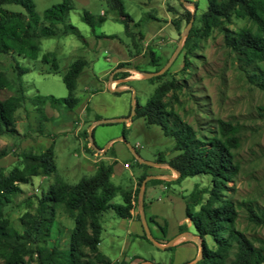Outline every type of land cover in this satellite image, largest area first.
<instances>
[{"label":"rangeland","instance_id":"374dc122","mask_svg":"<svg viewBox=\"0 0 264 264\" xmlns=\"http://www.w3.org/2000/svg\"><path fill=\"white\" fill-rule=\"evenodd\" d=\"M61 1L33 0L40 24L43 23L44 11ZM72 1L73 9L65 13V23L72 25L75 32L41 37L35 59L0 53V72L6 79L15 78V64L28 68L21 76L25 99L15 111V132L10 136H0V170L7 173L14 166L21 165L22 153H38L50 144L55 164L53 175L34 176L30 182L20 184L19 192L12 194L11 203L5 210L13 226L19 227V216L33 209V196L45 192L55 175L65 183H77L83 176L93 174L98 161L95 160L102 155L108 158L100 160L112 163L110 181L113 184L122 189L136 187L135 209H138L136 199L142 183L139 177L158 173L172 175L165 164L139 165V159L153 163L159 159L167 161L177 151L173 148L172 138L165 136L159 125L147 124L143 118L133 116L132 106L144 105L158 83L174 79L178 89L173 109L193 127L197 136L208 139L217 134L218 119L236 128L238 146L233 153L239 170L227 184L225 194L237 209L235 229L258 246L257 240L264 238V227L248 221L246 215L248 206L257 211L264 208V119L259 109L264 106V89L255 79L258 73L264 75V66L244 65L224 46L222 36L216 30L199 39L197 47L185 55L182 46L186 35L181 38V34L187 23L180 18L184 11L191 13L194 10L190 29L205 9L206 0H120L124 12L132 18V36L127 35L123 24L115 19L118 10L111 6V0ZM183 1L193 5L183 4ZM3 8L24 12L18 4H5ZM84 11L94 20L101 15L104 20L95 22L92 29L81 19ZM176 19L180 20L178 27L173 23ZM247 25L246 20L232 18L227 27L237 30ZM58 27L63 28L62 25ZM47 52L53 54L56 70H52L51 62L42 61ZM51 58L49 55L48 59ZM78 58L84 59L86 65L76 78L74 93L77 103L70 109L49 100L42 106L36 104L37 97L67 96L62 77ZM184 58L186 67H183ZM160 71L159 75L166 74L157 80L140 73ZM122 72L128 75L124 76ZM110 76L112 82H109ZM15 93L14 87H7L0 90V98ZM102 119L115 120L95 124L90 130V142L88 126ZM110 140L105 153L97 150L104 148ZM147 181H144L143 190L146 212H149L147 207L151 204L156 209L159 223L165 224L164 232L149 225L157 239L162 233L166 236L176 233L178 222L185 219L184 196L195 183L205 186L207 177L196 174L179 181H164L163 188ZM111 203L121 204V195L116 194ZM99 221L98 250L113 264L121 258L170 264L171 261L191 257L184 247L160 249L154 246L140 236L143 233L137 223L136 227L132 223L128 225L112 209L103 211ZM73 226V218L64 212L62 204H57L48 245L58 244L67 249ZM185 227L195 234L190 222L187 221ZM205 242L209 247L213 244L210 236L205 237Z\"/></svg>","mask_w":264,"mask_h":264},{"label":"trees","instance_id":"16d2710c","mask_svg":"<svg viewBox=\"0 0 264 264\" xmlns=\"http://www.w3.org/2000/svg\"><path fill=\"white\" fill-rule=\"evenodd\" d=\"M5 4H18L24 12L4 9ZM111 6L118 10L115 19L123 24L126 34L132 36V18L124 12L121 1L111 0ZM70 9H73V1L62 0L44 11L43 23L40 24L33 0H0V53L35 59L41 37L75 32L72 25L65 23V13ZM190 16L191 13L186 10L180 19L187 23ZM232 18L246 20L248 25L231 30L227 24ZM81 19L93 29L95 22L100 23L104 17L101 15L94 20L84 11ZM179 22V19L173 20L176 27ZM195 22L184 39L182 47L185 55L197 47L199 39L208 37L216 30L221 34L224 46L235 53L244 65L264 66V0H206V7ZM59 25L63 28L60 29ZM49 55L52 56L50 60ZM42 61L51 62L52 70H56L51 52L45 53ZM84 65V59H75L63 75L66 97H37L36 104L42 106L49 100L72 108L77 103L74 93L76 78ZM27 71L28 68L15 64V78L10 80L0 72V90L7 87L16 90L14 95L0 98V136H10L15 132V111L25 99L21 76ZM165 74L152 78L157 80ZM122 75L128 74L122 72ZM255 79L264 89V75L258 73ZM176 89L178 85L174 79L161 81L144 105L134 106L133 116L143 118L147 124L159 125L163 134L172 138L177 154L167 161L159 159L157 162L167 164L178 172L175 181L196 174L207 177L205 186L195 183L193 189L184 196L185 218L192 224L201 245V256L194 264H264V238H259L256 246L253 240L235 229L237 209L225 194L227 184L239 170L233 153V149L238 146L236 128L218 119L217 134L208 139L197 136L193 127L173 109L172 103L177 101ZM259 109L264 119V106ZM20 156V166H14L7 173L0 170V264H111L98 250L101 232L99 215L112 209L121 218L129 217L132 199H135L130 189H122L110 181L112 163L97 161L93 174L83 176L74 184L65 183L55 175L53 183L45 192L33 196L35 205L32 210H26L19 216L17 228L5 210L11 203L12 194L19 192L20 184L30 182L34 176L55 173L52 144L38 153L25 152ZM144 177L143 174L139 178L141 180ZM159 181L150 179L147 182L157 184ZM118 193L122 203H111ZM57 204H62L64 212L74 220L67 249L58 244L48 245ZM246 217L253 224L264 227V208L257 211L248 206ZM136 218L139 220L138 213ZM160 229L164 232V226H160ZM185 230L184 224L178 226L179 232ZM206 236L212 239L211 247L205 242ZM142 237L148 240L144 233Z\"/></svg>","mask_w":264,"mask_h":264},{"label":"crops","instance_id":"0c3cea01","mask_svg":"<svg viewBox=\"0 0 264 264\" xmlns=\"http://www.w3.org/2000/svg\"><path fill=\"white\" fill-rule=\"evenodd\" d=\"M123 86L126 87V85H123ZM88 128H89V126H88ZM111 141L112 140H110V141L107 142V144H106L107 147H109V145L111 144ZM101 149H103V148H101ZM101 149H98V151H101ZM105 150H107V149H105ZM101 158L107 159L108 157L107 156L104 157L102 155ZM101 158H97L95 161H97V160L99 161ZM161 165H163V164H161ZM170 171L172 172V175L170 173H164V174L163 173H158L157 175L146 176V178L144 177L142 179V182H143L144 179H146V180L158 179L160 181H159V183H157V185L160 186L161 188H163L164 187V181H172V180H174L176 178V176H174V175H176V173L173 170H171V169H170ZM144 185L145 184L143 183V190H144ZM135 189H136V187L133 186V188L131 190L132 197L134 196ZM138 201H139V196L136 199L137 204H138ZM132 204H133V207L130 210V216L129 217H126L124 219L127 221V224L128 225H132L133 224L136 227V225L138 224L140 226V229H142L141 230L142 233L145 234L140 219L138 220L136 218V215L139 212L138 211L139 208L138 209H135V199H132ZM143 204H144L143 205L144 214H145V218H146V222H147L148 228H149V225L150 224H152L154 227H157L158 229H160V226H164L165 227V224L164 223H163V225H161L159 223V218H158V214L156 213V209H153V207H151V204H149V206L147 207L148 210H149V212H146V205H145L144 202H143ZM138 215H139V213H138ZM150 218H152V219L150 220ZM186 222H187L186 218L184 220L182 219V220H180L178 222V226L180 224H184L185 225ZM178 226H177V229H176V233H174L173 235H170L169 234V235L166 236L165 234L162 233V236L161 237L158 236L157 239L153 235L152 236L160 244H162L163 242H167L169 239H171L172 237L177 236L180 233H184V234H186L188 236H195V234L190 233L189 231H187V229L185 231H183V232H179L178 231ZM150 233H151V231H150ZM142 235L143 234H141L140 236H142ZM172 246H173L172 248H175V247H184V248H187L188 251H189V256H191V257L190 258L189 257H185V258H182L180 260L173 261V262L171 261L170 264H186V263L190 262L196 256L197 250H198L197 243L194 240L186 239V238H183V237H179L178 239H176L174 241V243H173ZM142 261H145V260H143L141 258H136L134 260H132V259L131 260H125V258H121V259L117 260L114 264H121V263H123V264H139ZM111 264H113V263L111 262Z\"/></svg>","mask_w":264,"mask_h":264},{"label":"water","instance_id":"95a60500","mask_svg":"<svg viewBox=\"0 0 264 264\" xmlns=\"http://www.w3.org/2000/svg\"><path fill=\"white\" fill-rule=\"evenodd\" d=\"M183 4H191L193 5L191 2H187V1H183ZM193 17H194V10L191 12V16L181 34V38L184 37L186 34H187V31L189 29V26L191 25V22L193 20ZM179 49V45L177 46L176 50H175V54L177 53ZM174 54V55H175ZM168 66V64L163 67L162 70H164L166 67ZM139 72V71H138ZM162 71L160 72H140L142 75H144L145 77L149 78V77H153V76H156V75H159ZM109 82H112V78L111 76L109 77ZM110 90H113L110 88ZM132 103H133V96H132ZM134 106V105H133ZM132 106V114H133V107ZM115 119H102V120H98L96 122H93L89 125V128H88V137H89V140L91 142V133H90V130L91 128L95 125V124H98V123H110L112 121H114ZM91 145L94 147L93 143H91ZM107 148V146H105L103 149H101V151H104L105 149ZM98 150V149H97ZM139 162L141 163H144V164H148V165H161L163 163H153V162H149V161H144V160H140L139 159ZM167 165V164H165ZM168 166V165H167ZM169 167V166H168ZM170 168V167H169ZM171 170H173L175 173H176V176L178 175V172L175 171L174 169L170 168ZM146 179L143 180V182L141 183L140 187H139V201H138V208H139V219L141 221V224H142V227H143V230L145 232V235L146 237L148 238V240L156 247L160 248V249H165V248H168L170 246L173 245L174 241L176 239H178L179 237H183V238H186V239H191V240H194L196 243H197V246H198V250H197V254L196 256L194 257V259L186 264H194L201 256V245H200V240L196 237V236H188L184 233H180L178 234L177 236L175 237H172L171 239H169L165 244H160L158 243L152 236V234L150 233V230L147 226V222H146V218H145V214H144V209H143V183ZM139 264H158V263H155V262H152V261H142L140 262Z\"/></svg>","mask_w":264,"mask_h":264}]
</instances>
